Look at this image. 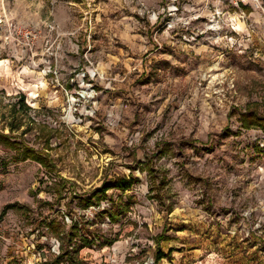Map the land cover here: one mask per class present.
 <instances>
[{"label": "rangeland", "instance_id": "1", "mask_svg": "<svg viewBox=\"0 0 264 264\" xmlns=\"http://www.w3.org/2000/svg\"><path fill=\"white\" fill-rule=\"evenodd\" d=\"M247 109L264 117V0H0V131L50 163L0 144V264H70L72 220V246L94 239L79 264H153L164 230L160 264H264V128L241 125ZM112 203L117 221L99 213Z\"/></svg>", "mask_w": 264, "mask_h": 264}, {"label": "trees", "instance_id": "2", "mask_svg": "<svg viewBox=\"0 0 264 264\" xmlns=\"http://www.w3.org/2000/svg\"><path fill=\"white\" fill-rule=\"evenodd\" d=\"M19 99L21 102L20 104L23 105V107L28 109L29 107L24 103V96L20 95ZM240 120H241L240 121L241 125L246 129H251L253 127L264 128V117L258 115L253 110L247 109L245 112L240 114ZM18 128L16 126L9 125L8 133L4 131H0V144H3L6 147H9L11 149H16V150H20V148H22V153H21L22 159L34 160V161L39 162L42 166L48 167L50 163H48L47 156L44 154L42 150H38L34 147L27 146L24 144L21 145L22 143L17 140L18 137L23 135V132L17 133L19 130ZM16 133L19 134V136H17ZM53 169H55V167H53ZM137 181L138 179L134 175H132L129 178L118 176L114 180L104 182L101 186L94 188L89 193H85L83 195H77L80 200V207L82 209H87L92 206H100V203L106 199L108 190H110L111 188H116L121 191H127ZM65 182L66 180H64L63 184L61 185L62 187L60 189L61 192L64 189ZM11 207L12 205H7L4 208L2 213H5L7 209ZM119 209H120V205H117L115 207L114 203H112V205L109 208H104L99 213L107 216L110 219V221H117L119 218V214H120V211H118ZM169 211H171V209H169ZM46 226L52 232H58L61 228V223H59L58 221L52 220ZM80 230L81 229L79 228L78 223L72 220L69 233L67 234L65 238L61 237L64 243H65V239H67L69 243V248L71 249H65V247H63V249L61 248L60 254L56 257V262H63L66 260L70 264H79L77 259L69 256L70 253L74 251L77 253L80 250V248H83L85 246H89V247L93 246L94 239L91 237V233L88 235L90 236V239H83L84 242L82 243V245L72 246V243L74 242V240L78 238V234ZM164 231L165 233L160 234L157 238V247L155 249L153 264H160V261L165 257L172 259L171 254L174 249L169 248L167 252H165L162 249L163 247L161 245V242H168L169 240H171V236L166 233V230ZM65 256H68L67 257L68 259H64Z\"/></svg>", "mask_w": 264, "mask_h": 264}, {"label": "built area", "instance_id": "3", "mask_svg": "<svg viewBox=\"0 0 264 264\" xmlns=\"http://www.w3.org/2000/svg\"><path fill=\"white\" fill-rule=\"evenodd\" d=\"M234 5L240 6L241 4H250L252 7H259L261 5V0H232ZM150 262H154L152 259Z\"/></svg>", "mask_w": 264, "mask_h": 264}, {"label": "crops", "instance_id": "4", "mask_svg": "<svg viewBox=\"0 0 264 264\" xmlns=\"http://www.w3.org/2000/svg\"><path fill=\"white\" fill-rule=\"evenodd\" d=\"M169 241H171V240H169ZM169 241H168V242H169ZM168 242H166V243H168ZM170 248H173V247H170ZM168 249H169V248H168ZM174 250H175V249H174ZM174 250H173V251H174ZM171 255H172V254H171Z\"/></svg>", "mask_w": 264, "mask_h": 264}]
</instances>
